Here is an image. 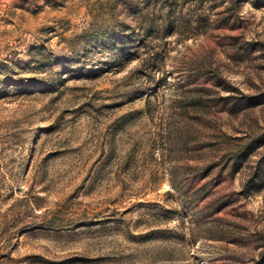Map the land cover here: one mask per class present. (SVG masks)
<instances>
[{"label":"rangeland","instance_id":"obj_1","mask_svg":"<svg viewBox=\"0 0 264 264\" xmlns=\"http://www.w3.org/2000/svg\"><path fill=\"white\" fill-rule=\"evenodd\" d=\"M0 264H264V0H0Z\"/></svg>","mask_w":264,"mask_h":264}]
</instances>
